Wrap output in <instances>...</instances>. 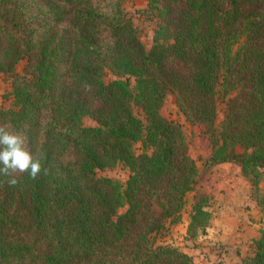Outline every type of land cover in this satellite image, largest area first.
Instances as JSON below:
<instances>
[{"label": "trees", "instance_id": "obj_1", "mask_svg": "<svg viewBox=\"0 0 264 264\" xmlns=\"http://www.w3.org/2000/svg\"><path fill=\"white\" fill-rule=\"evenodd\" d=\"M125 1L0 0V79L13 98L0 125L47 169L14 185L0 175V264H196L158 244L200 181L182 127L161 113L170 93L206 128L209 164L238 165L264 212V0H148L150 50ZM118 164L125 188L98 175ZM212 200L197 194L189 238L207 232ZM255 243L246 264H264V231Z\"/></svg>", "mask_w": 264, "mask_h": 264}, {"label": "rangeland", "instance_id": "obj_2", "mask_svg": "<svg viewBox=\"0 0 264 264\" xmlns=\"http://www.w3.org/2000/svg\"><path fill=\"white\" fill-rule=\"evenodd\" d=\"M124 9L128 17L133 20L146 48L150 50L154 45L155 31L159 24L156 12L149 9L148 0H126ZM25 65L26 62H21L18 67L19 73L24 72ZM116 79L117 77L112 72L107 71L105 76L107 83ZM11 92L12 80L8 76H2L0 79V109L13 107ZM227 104L228 100L221 96L218 101V124L225 119ZM135 112L144 119V114L138 107L135 108ZM161 113L167 120L182 127L190 154L199 166L200 181L197 190L187 196V203L182 211V221L170 226L169 232L158 239V244L178 247L181 251L191 255L196 264H246L253 257L255 242L264 231V212L253 196L252 183L247 180L251 198L242 185L237 187L235 194L232 192L235 190L233 187L232 194L229 196V190L225 187H218L219 181L214 180V166L208 162L212 148L206 128L187 120L178 108L176 97L172 93L168 95ZM84 123L88 127L96 126V122L91 117H86ZM137 148L138 153H142V144H138ZM239 151L243 152L240 148ZM235 171L236 169L233 168L226 172L234 173ZM260 173V187L264 191V168L260 170ZM98 175L110 178L125 188L131 172L124 164H118L112 168L99 170ZM199 193L213 196L210 207H208L212 217L207 232L200 233L191 239L188 230L195 198ZM126 210L127 208H122L120 214H124Z\"/></svg>", "mask_w": 264, "mask_h": 264}, {"label": "clouds", "instance_id": "obj_3", "mask_svg": "<svg viewBox=\"0 0 264 264\" xmlns=\"http://www.w3.org/2000/svg\"><path fill=\"white\" fill-rule=\"evenodd\" d=\"M10 125H0V175L11 177L9 184H15L16 173H28L32 179L37 178L43 169L40 159L26 148V136L21 132L9 131Z\"/></svg>", "mask_w": 264, "mask_h": 264}, {"label": "crops", "instance_id": "obj_4", "mask_svg": "<svg viewBox=\"0 0 264 264\" xmlns=\"http://www.w3.org/2000/svg\"><path fill=\"white\" fill-rule=\"evenodd\" d=\"M233 168L236 169L234 173L226 172L227 170H231ZM214 171V180L219 181L218 187L221 186L227 188L229 190L228 192L230 193L229 196H231L232 194L231 191L233 187L235 188V190L232 191L234 193L237 190V187H239V185H242L243 187H245L244 189L246 190L247 195L251 198V192L250 187L248 186V181L242 176L241 168L238 165L230 163L219 164L214 166ZM218 171L220 173H217Z\"/></svg>", "mask_w": 264, "mask_h": 264}]
</instances>
